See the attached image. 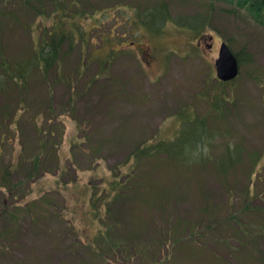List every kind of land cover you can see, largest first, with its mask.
I'll use <instances>...</instances> for the list:
<instances>
[{
    "label": "rangeland",
    "instance_id": "1",
    "mask_svg": "<svg viewBox=\"0 0 264 264\" xmlns=\"http://www.w3.org/2000/svg\"><path fill=\"white\" fill-rule=\"evenodd\" d=\"M12 1H30V7L20 20L13 21L1 15L8 6L0 0V56L19 58L34 50L35 42L53 29L57 17L65 27L80 24L87 42H77L70 51L65 49L59 75L37 77L29 91L0 94L1 110L14 119L13 125L5 119L4 127H0V169L4 172V167L12 168L14 186L0 187V264H144L139 256H122L117 251L114 257L112 253L101 256L89 246L86 236L77 240L70 226L83 228L84 219L89 216L83 185L100 184L112 176L111 170L117 166L125 174L132 166L131 156L138 145L169 139L180 131L185 118L208 119L216 106L224 116L209 125L211 138L206 140H210V145L202 148L212 156L211 163L187 169L174 161H156L151 176L157 200L145 204L143 211L137 210L129 199L118 203L112 219L119 232L113 236L132 240L140 244V249L147 246L156 253L162 244V230L166 225L173 227L176 218H194L200 206L195 204L197 201L224 205L230 192L243 201L255 191L249 200L256 198L253 206L259 207L261 213L241 215L246 216L245 224H253L251 243L255 257L264 262V27L245 6L248 0H62L66 1V14H58L53 3L46 0ZM58 3L60 6L63 2ZM41 6L42 15L37 10ZM141 7V11L166 8L169 19L161 31L135 24L133 17ZM99 20L104 22L95 29ZM110 29L124 36L120 37L121 42L117 41L121 54L115 57H110L113 46L99 47V35L104 37ZM224 42L240 61V75L229 84L217 79L216 61ZM100 56L104 62L108 60L105 69L100 68ZM26 95L31 96L30 102H26ZM68 100L73 102L69 104ZM48 119L51 123L43 126ZM58 122L64 133L58 159L54 156V164H49L48 171L37 172L35 179H25L20 157L24 155L23 143L36 141L38 128L47 129ZM17 124V131L13 132ZM80 125L87 135L100 133L93 137L103 141V149L97 147L98 159H91L83 150L88 146L81 143L76 156L80 168L75 170L70 166V153L72 142L84 136L79 132ZM2 133L7 135L3 142ZM59 140L55 138L57 144ZM226 147H238L241 154L235 167L222 178L209 170H216L213 161L224 157ZM55 161L70 166L65 177L58 174ZM73 163L78 166L76 161ZM138 189L143 196V188L139 185ZM163 189L168 191V199L161 195ZM42 196L56 205L67 203L62 211L67 216L57 217L61 211L55 208L54 215L34 221V209L30 211V207ZM162 202L171 205L167 213L161 209ZM238 207L235 206L236 213ZM141 217L146 229L134 237V222L136 218L140 222ZM204 227L210 249L215 253L220 250L227 258L229 248L217 247L221 241L236 240V236H229V226L224 225L226 232L217 233L210 229H218L215 222ZM152 243V248L148 247ZM148 260L153 262V257Z\"/></svg>",
    "mask_w": 264,
    "mask_h": 264
},
{
    "label": "trees",
    "instance_id": "2",
    "mask_svg": "<svg viewBox=\"0 0 264 264\" xmlns=\"http://www.w3.org/2000/svg\"><path fill=\"white\" fill-rule=\"evenodd\" d=\"M40 2L44 0H39ZM50 4L53 3L55 11L58 14L64 12V2L59 6V0H46ZM4 5L8 6V11L4 13L3 9L1 11L2 16L15 20H20L21 15H25L29 11L30 1H24L22 4H18L12 0H3ZM77 5L78 3L75 2ZM142 3H140L141 5ZM16 5V8L14 7ZM245 6L249 9V12L254 15L255 20L264 27V0H248L245 3ZM13 7V9H12ZM143 7L136 9V14L133 17L135 24L146 27V29L161 31L164 25V22L169 19L166 14V8L159 7L152 9L150 11L143 10ZM38 11L44 10L43 6L37 8ZM36 10V11H37ZM66 14V12H64ZM79 14V11L76 12V15ZM11 16V17H9ZM71 16V15H70ZM127 19V18H126ZM64 20V19H63ZM129 21V19H127ZM53 29L47 31L45 36L38 38L35 42V49L29 52L22 53L19 58H13L8 56V54H1V65H0V94L4 93H15L17 90H26L29 91L34 84V80L37 77L48 79L52 74L59 75V71L62 70V61L64 60L63 53L66 50L70 51L74 49L77 42L86 43L87 35L85 32H82L80 24L74 23L71 28L63 26L60 18L57 17L55 20ZM104 21L99 20V24L95 29H98ZM109 34L104 37L99 35V47L107 45L111 48L110 57H115L121 54L120 48H118V40L121 42L120 37L116 30L110 29ZM114 39L116 41H114ZM116 42V43H115ZM86 45V44H83ZM121 46H123L121 44ZM100 68L105 69L107 66L106 60L104 62L102 56H100ZM78 70L76 74L78 76ZM66 71V70H65ZM73 81L74 77L69 76ZM70 88L72 89V81H70ZM229 84V83H226ZM31 96L26 95V102H30ZM73 102V100H68V103ZM2 108V107H1ZM0 108V127H4L2 123L5 119L10 120L9 124L13 125V116ZM16 110H13L12 113L16 114ZM212 116L208 119H194L189 120L185 118L181 123L180 131L176 133L173 137L169 139H160L156 143L150 144H141L137 146L133 151L131 156V168L123 174L120 171V168L117 166L114 170L111 171V177L103 180L100 184H95L93 182H88L83 185V189L86 192V201L89 209L88 220H85V225L81 227H71V231L76 233L77 240L80 241L82 236H86L88 239L89 246L95 251H99L101 256L106 257L108 253H112L116 256V251L122 256L124 254H130V256H139L141 259H144V264H159L163 262L166 264H264L255 257V247L251 243L252 232L254 230L253 224L247 225L244 223V217L242 214L252 215L253 212L261 213V209L253 204H257L256 198L252 197L249 200L250 194L247 197H234V193L230 192L228 196V201L224 205L213 204L211 201H197L195 204L200 205L197 213L194 218H176L173 221V227L166 225L165 231L161 232V237L159 240L162 243L156 248V253L154 251H149L147 246H143V249H140V244L123 241L121 239H115L113 236L118 233L117 225L113 221L112 217L117 213L116 206L120 202H125L129 199V202L136 204V209L139 210L150 203L151 200H157L156 191L154 190L153 176L151 172L153 166L156 165L159 161L170 162L174 161L181 165H184L187 169H193L202 167L207 163H211L209 154H206L202 151V148L208 144L210 145V140L206 138L210 137L211 131L209 125L213 122L221 120L224 116L223 112L216 106L215 110L211 114ZM57 119V118H56ZM186 122H189L188 126H184ZM20 127L22 123L19 121ZM51 123V119H48L43 126ZM54 125V124H52ZM50 126V128L37 129L38 137L36 141H28L23 143V158L22 168L23 174H26L25 179H35L38 177V174L41 170L48 171L50 168L51 162L55 158L58 159L59 148L62 147V138L63 130L61 123L58 122L57 126ZM187 127H191L190 130ZM18 124L15 128L13 126V132H16ZM79 132L83 133V138L78 141L72 142L71 145V158L72 162L70 166H73L75 170H78L80 166L78 165V156L77 150L80 147L81 143H86L88 149L83 148L84 153L88 154L91 159H98L100 149H103V141H100L98 138H94L93 135L98 136L99 134L87 135V132L81 130V125L78 127ZM49 129V130H48ZM9 132H12L9 130ZM12 132V133H13ZM7 135L1 136V142L5 140ZM55 138L60 139L58 144L55 142ZM211 138V137H210ZM96 144L94 147L92 144ZM96 149L92 151V149ZM21 152V154H22ZM1 153V150H0ZM58 154V155H57ZM241 151L238 147L230 148L226 147V152L224 157H218L213 162L216 164L217 168L213 167L211 172H214L221 175L222 178H226L228 173L235 167L238 160L240 159ZM75 158V160H74ZM51 160V161H50ZM70 161V160H69ZM74 161H76L78 166H74ZM157 161V162H156ZM50 164V165H49ZM52 164H54L52 162ZM60 161H55V166L58 168V174L60 176H66V173L70 166L68 167L59 165ZM4 172L0 169V177L3 175V179H0V187L5 189L6 186L9 188L14 187L12 185V175L13 170L10 166L4 167ZM61 170V173L59 172ZM214 170V171H213ZM218 170V171H217ZM38 172V174H37ZM4 173V174H3ZM6 179V181L4 180ZM62 180V179H61ZM60 185V183H58ZM17 185V184H16ZM15 185V186H16ZM143 188L144 195L140 194L138 187ZM68 186V185H66ZM65 186V187H66ZM163 192V193H161ZM163 198H169L168 191L161 190ZM233 195V196H232ZM255 195V191L251 196ZM206 197V196H205ZM234 197V198H233ZM258 198V197H257ZM239 212H235V206ZM161 209L168 212L167 209L171 206L167 202L161 203ZM52 208V210L50 209ZM60 210L61 213L57 217L64 218L67 214L62 211L66 210L67 203L62 205H56L55 202L49 199L46 196H42L39 201L33 202L30 207L34 209L32 212L33 220L38 221L41 217H46L47 215H54V211ZM17 210V209H16ZM144 209H141L143 211ZM228 211V213H224ZM239 213V214H238ZM223 216V218H222ZM241 216V220L239 217ZM141 221L134 222L135 236L137 237L141 230L146 229L143 225V218H140ZM70 224H73V221L69 220ZM138 222L140 224H138ZM215 222L218 227L217 230H213L214 233L217 231H224V225L229 226L228 232L230 235L236 236V240L232 241L229 239L228 242L221 241L218 244V247H227L229 248L227 258H224L219 250V253H215L216 250L210 249V241H207L205 231L207 227H204L207 224ZM95 228V229H94ZM94 229V230H93ZM252 229V231H251ZM258 231V230H257ZM260 232V231H258ZM262 232V231H261ZM133 234V235H134ZM152 242H157L156 238L152 239ZM153 243L148 247L152 248ZM213 246V245H212ZM153 257V262H149L148 258ZM159 261V262H158ZM109 262V261H108Z\"/></svg>",
    "mask_w": 264,
    "mask_h": 264
},
{
    "label": "water",
    "instance_id": "3",
    "mask_svg": "<svg viewBox=\"0 0 264 264\" xmlns=\"http://www.w3.org/2000/svg\"><path fill=\"white\" fill-rule=\"evenodd\" d=\"M239 67V58L231 51L227 43H222L216 61L217 79L224 82L233 81L240 74Z\"/></svg>",
    "mask_w": 264,
    "mask_h": 264
}]
</instances>
